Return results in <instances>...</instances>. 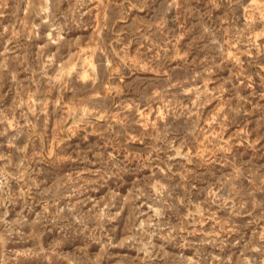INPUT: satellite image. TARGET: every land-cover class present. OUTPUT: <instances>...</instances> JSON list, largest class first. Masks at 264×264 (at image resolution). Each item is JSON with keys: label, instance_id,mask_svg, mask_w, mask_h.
Listing matches in <instances>:
<instances>
[{"label": "rangeland", "instance_id": "374dc122", "mask_svg": "<svg viewBox=\"0 0 264 264\" xmlns=\"http://www.w3.org/2000/svg\"><path fill=\"white\" fill-rule=\"evenodd\" d=\"M0 264H264V0H0Z\"/></svg>", "mask_w": 264, "mask_h": 264}]
</instances>
